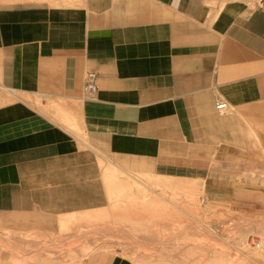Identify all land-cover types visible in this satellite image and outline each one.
<instances>
[{
  "label": "crops",
  "instance_id": "obj_1",
  "mask_svg": "<svg viewBox=\"0 0 264 264\" xmlns=\"http://www.w3.org/2000/svg\"><path fill=\"white\" fill-rule=\"evenodd\" d=\"M126 168L149 191L263 199L264 0H0V230L25 243L2 263L135 264L84 248L137 199Z\"/></svg>",
  "mask_w": 264,
  "mask_h": 264
},
{
  "label": "rangeland",
  "instance_id": "obj_2",
  "mask_svg": "<svg viewBox=\"0 0 264 264\" xmlns=\"http://www.w3.org/2000/svg\"><path fill=\"white\" fill-rule=\"evenodd\" d=\"M126 171L143 182L142 185L134 184L137 199L117 201V208L112 209V215L117 212V223L89 225L91 230L87 231L94 232L95 236L109 237L110 231L116 230L118 238H87L84 241L86 258L100 251L106 254L117 252L135 264H237V257V260L241 259L240 263L256 264L251 251L264 235V194L254 206L241 209L231 205L218 206L206 201L202 192L191 200L179 191L160 187L149 191L145 184L152 175L127 168ZM121 177L133 182L127 174H121ZM162 192L168 201L150 203L143 196V193L156 195ZM174 194L177 197L172 199ZM106 198L110 199L103 191L102 199ZM4 233L0 230L2 250L15 253L14 250L25 247L23 241L19 244L15 233ZM3 235L8 237L5 239L9 242L8 248L4 246ZM10 235L15 238H9ZM41 243L54 252L65 253H72L78 246V241L73 240H54L52 243L44 240ZM8 252L7 257L0 254V264L8 261ZM68 259L72 257L66 255L65 260Z\"/></svg>",
  "mask_w": 264,
  "mask_h": 264
},
{
  "label": "built area",
  "instance_id": "obj_3",
  "mask_svg": "<svg viewBox=\"0 0 264 264\" xmlns=\"http://www.w3.org/2000/svg\"><path fill=\"white\" fill-rule=\"evenodd\" d=\"M97 73L89 72L86 77V83L84 86V93L86 98H95L98 92V85H97ZM229 108V105L226 101L219 100L216 102V109L219 112L225 111Z\"/></svg>",
  "mask_w": 264,
  "mask_h": 264
},
{
  "label": "bare ground",
  "instance_id": "obj_4",
  "mask_svg": "<svg viewBox=\"0 0 264 264\" xmlns=\"http://www.w3.org/2000/svg\"><path fill=\"white\" fill-rule=\"evenodd\" d=\"M118 180H120V179H118ZM137 181V180H136ZM124 184V183H123ZM119 186V185H118ZM120 187V186H119ZM121 188V187H120ZM119 188V189H120ZM119 189H117V191L119 190ZM111 193V192H110ZM116 193V192H115ZM117 194H119L118 192H117ZM156 198V197H155ZM158 198V197H157ZM156 198V200H158ZM154 199V198H153ZM160 200V199H159ZM162 201V200H161ZM202 217V216H201ZM189 221V220H188ZM209 225V224H208ZM208 227V226H207ZM199 228V227H198ZM201 229V228H200ZM226 240V239H225ZM254 247V249H253V252L251 251V253H252V259L256 262V264H264V235H261V238H259V242H256L255 243V246H253ZM244 251V250H243ZM250 254V253H249ZM249 256V255H248ZM238 258V257H237ZM237 258H235V262L238 264V263H240L239 261L241 260V259H239V260H237ZM241 258V257H240ZM243 259V258H242ZM164 260V259H163ZM245 260V259H244ZM244 260H242V261H244ZM247 261V260H246ZM223 263V262H222ZM242 263V262H241ZM240 263V264H241ZM247 263V262H246ZM243 264V263H242Z\"/></svg>",
  "mask_w": 264,
  "mask_h": 264
}]
</instances>
